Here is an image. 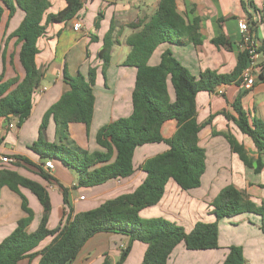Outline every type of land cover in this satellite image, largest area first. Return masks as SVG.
Returning <instances> with one entry per match:
<instances>
[{
  "label": "trees",
  "instance_id": "obj_1",
  "mask_svg": "<svg viewBox=\"0 0 264 264\" xmlns=\"http://www.w3.org/2000/svg\"><path fill=\"white\" fill-rule=\"evenodd\" d=\"M175 1L159 0L156 11L147 21L138 20L128 25L131 29H139L127 39L130 51L122 63V66L136 71L131 91V113L126 118H119L99 128L95 142L103 151L88 153L67 144L69 124L80 123L86 128L90 126L95 101L92 88L96 84V69L90 67L85 78L80 74L70 76L65 65L62 79L69 91L47 110L38 139L29 147L43 162L58 160L64 167L76 171L79 187H96L110 180L133 175L137 148L164 144L167 150L147 158L137 167L145 177L132 193L107 200L85 212L73 214L70 211L65 224L53 231L47 228L51 210L47 191L15 171L0 169V189L6 186L18 194L22 199L21 208L27 214L17 221L14 230L0 242V264H18L23 259L37 255L40 256L38 264H73L84 244L98 233L128 237L127 247L121 252L116 264L124 262L133 242L147 246L141 264H167L173 250L180 244L187 251L218 249V221L242 214L259 216L260 230L264 233V199L256 204L244 191L232 185L223 188L210 204L215 221L197 222L188 233L162 218L142 219L139 216L141 210L155 206L162 200L169 181L185 192L200 187L206 156L205 150L198 145L202 127L196 120V97L199 93H214L222 86H243L240 75L248 66L247 53L241 52L231 73L216 74L206 70L196 78L168 50L161 54L157 65L150 66L148 61L152 53L162 43L201 45L198 20L189 22L178 13ZM64 2L63 9L48 13L51 6L49 0H0V19L7 12L6 26L16 10L23 14L19 25L6 37V42L15 39V44L19 45L18 62L23 72L22 80L18 81L17 77L3 80V75L0 76V118L9 122L15 120L17 128L29 117L32 97L42 78L35 63L39 53V38L45 34L47 25L72 20L82 9L81 0ZM113 31L114 28L110 27L97 54L103 82L106 80L105 72L114 44ZM211 42L216 47L230 48V43L223 37ZM260 51L264 53V39ZM257 78L264 83L263 71ZM168 85L172 89L173 100L169 96ZM243 96L244 93H240L231 104L233 116L223 115L241 135L250 140L261 155L264 154V123L249 117L242 107ZM50 116L56 126L58 143H48L42 138L41 132L46 128ZM170 121L175 123V131L170 137L164 138L161 128ZM219 134L226 139L231 152L238 156L244 166L253 168L256 174L261 172L263 164L260 157L250 159L243 145L232 135ZM2 141L0 137V145ZM12 159L15 161L12 165L18 166L17 162H22L33 166L42 179L50 180L41 166L22 156L14 155ZM20 187L29 190L43 209L40 223L32 233L25 231L33 213L20 194ZM63 202L68 205L67 190L64 188ZM48 237H53L51 243L34 252ZM222 264H244L241 248L229 247Z\"/></svg>",
  "mask_w": 264,
  "mask_h": 264
},
{
  "label": "crops",
  "instance_id": "obj_2",
  "mask_svg": "<svg viewBox=\"0 0 264 264\" xmlns=\"http://www.w3.org/2000/svg\"><path fill=\"white\" fill-rule=\"evenodd\" d=\"M49 1L51 6L48 13H56L65 6L64 0ZM81 1L82 9L76 17L67 22L47 25L45 34L37 42L39 53L35 58V63L42 73V78L33 94L29 117L19 128L15 126V120L11 122L8 120L5 124L7 119L0 118V137L3 140L0 145V158L2 156L11 158L14 155L22 156L33 164L41 166L50 176V180H44L38 175L35 167L22 162H17L18 166L0 162V169L15 171L20 176L38 183L47 191L51 205L47 220V228L50 231L64 225L70 211L73 214L85 212L107 200L132 193L145 177L144 173L137 170V167L147 158L167 150L164 144L137 148L134 159L136 170L133 175L124 179L110 180L96 187H79L77 185L78 174L72 173L71 169L64 167L58 160H50L53 170L47 172L43 168L44 162L29 149L38 139L40 123L47 110L69 91L68 85L62 79L64 65L70 76L80 74L85 78L90 67L96 69V84L92 88L95 101L90 126L86 128L80 123L69 124L67 132L69 146L78 147L88 153L103 151L95 142L99 128L119 118H126L131 113V91L136 71L134 68L122 66V63L130 51L127 39L139 29H131L128 25L138 20L147 21L156 11L159 0ZM263 2L264 0H176L178 13L189 22L193 19L198 20L201 45L176 46L162 43L154 50L148 64L157 65L161 54L168 50L196 78L206 70L216 74L231 73L237 64L238 55L242 52L238 46L240 34L237 21L245 18L255 39L260 44L264 39ZM242 3L246 5L243 6ZM22 17L23 14L20 21ZM6 21L7 12L0 19V34L4 39L16 29L15 27L11 30L9 22L6 26ZM76 22L80 23V29L74 31L72 26ZM110 27L114 28V44L111 48L110 64L105 72L106 80L103 82L101 62L97 54L102 47V39ZM218 37H223L228 41L230 48L213 45L211 41ZM12 43L15 44V39L9 42L10 47H7L6 51L3 49L0 53V76L3 75V80L17 77L18 81H21L23 72L18 62L19 45H16L15 52L10 58ZM261 71L264 73L262 62L255 76L258 77ZM257 77L250 88L234 85L222 86L214 93L197 95L196 120L202 127L198 135V145L205 150L206 156L205 172L201 177V185L197 189L202 186L206 189L190 195V191L193 190L182 191L174 182L169 181L162 200L157 205L140 211L139 216L142 219H169L188 233L197 222L212 223L215 221L210 204L216 197L218 189L228 185L245 191L254 203L260 204L264 199V154L259 155L250 140L241 135L235 125L226 120L223 115L226 113L233 116L231 104L240 93H244L241 100L243 109L249 117L257 118L264 123V83ZM168 92L173 100L170 85H168ZM175 128L173 121L165 123L161 128L162 136L170 137ZM43 133V140L48 143H58L52 116L49 117ZM219 133L232 135L239 144L243 145L250 159L256 160L260 157L263 164L261 172L256 174L253 168L244 166L238 156L231 152L226 139ZM214 187L216 190H212ZM63 188L67 190L68 205L63 202ZM19 192L26 199L27 207L33 213L25 229L26 233H32L40 223L43 209L29 190L20 187ZM81 197H84L83 200H80ZM21 203V197L8 187L3 186L0 189V242L14 230L18 220L27 216L21 208ZM247 222L255 226L257 231L250 230ZM260 224V217L253 214L220 219L218 221V249L187 251L180 244L173 250L167 264H222L227 253L223 252L218 255V252L229 246L220 245L221 225L241 229L245 234L243 242L230 245L242 249L244 264H264V233L260 230ZM52 239L53 237H48L43 240L34 252L42 250L51 243ZM128 242L126 236L98 233L84 244L73 264H103L105 262L116 264ZM146 248L145 244L133 242L122 264H141ZM39 257L37 255L31 259L26 258L18 264H38Z\"/></svg>",
  "mask_w": 264,
  "mask_h": 264
},
{
  "label": "built area",
  "instance_id": "obj_3",
  "mask_svg": "<svg viewBox=\"0 0 264 264\" xmlns=\"http://www.w3.org/2000/svg\"><path fill=\"white\" fill-rule=\"evenodd\" d=\"M262 7H264V2L262 3ZM72 29L74 31L79 30L80 23H74ZM237 29L240 34L238 46L242 52L247 53L248 58V66L242 71L240 78L243 86L250 88L254 85L255 77H257L255 76L257 68H259L261 62L264 63V53L260 51V42L255 39L254 35H252L248 21L245 18L237 21ZM219 93L221 92L219 91ZM10 127H12V125H10ZM0 162L4 164H12L15 161L10 157L2 156ZM43 168L47 172L53 170L52 161H45L43 163ZM80 200H83V198L81 197Z\"/></svg>",
  "mask_w": 264,
  "mask_h": 264
},
{
  "label": "rangeland",
  "instance_id": "obj_4",
  "mask_svg": "<svg viewBox=\"0 0 264 264\" xmlns=\"http://www.w3.org/2000/svg\"><path fill=\"white\" fill-rule=\"evenodd\" d=\"M260 1V0H259ZM21 15H22V13L20 12V11H15V13L13 14V16L8 20L9 21V27H10V29L11 30H13L15 27H17L18 25H19V23H20V18H21ZM5 17H3V19H4ZM11 40H13V39H10V40H8L7 42H6V38L4 39L3 38V35H1L0 34V53H1V51L4 49L5 51H6V48L8 47H10V45H9V42L11 41ZM17 46H16V44H13L12 43V52L10 53V58L13 56V53L15 52V48H16ZM114 59H115V57H114ZM12 60V59H11ZM0 62H1V59H0ZM42 123V122H41ZM40 123V124H41ZM40 130V129H39ZM42 133V135L44 134L43 133V131L41 132ZM72 173H76L77 174V172L76 171H72V170H70ZM75 174V175H76ZM213 173H211V175H212ZM220 183V182H219ZM219 185V184H218ZM226 186H223V187H220L218 190V193L216 194V196L219 194V192L221 191V190H223V188H225ZM80 189H85V188H80ZM204 189H206V187H201L200 189H196V190H193V191H190V195H192L191 193H199V192H203V190ZM212 190H216V188L214 187ZM243 191V190H242ZM245 192V191H244ZM246 193V192H245ZM247 194V193H246ZM83 196H86L85 194H82ZM84 198V197H83ZM203 212H205V211H203ZM164 220H166V219H164ZM188 220H189V218H188ZM167 222H169V223H172V224H175V223H173L172 221H169V219L168 220H166ZM250 222H252L251 220H250ZM250 222H247V225H249L250 227H249V229L250 230H252V231H255L256 230V227L255 226H253V225H251V223ZM176 226H180V225H178V224H175ZM181 227V226H180ZM221 227V232H220V245L222 246V247H225V246H229V247H232V246H230L231 244H237V243H239V242H243V240L245 239V234L243 233V231L241 230V229H238V228H229V227H223L222 225L220 226ZM257 231V230H256ZM258 233V232H257ZM238 246V245H237ZM228 247V248H229ZM228 248L226 249H221V250H219V252H218V255H221L223 252H224V254H226V253H228ZM240 248V247H239ZM225 250V251H224ZM242 250V249H241ZM264 252V251H263ZM242 256H243V252H242ZM244 258V257H243Z\"/></svg>",
  "mask_w": 264,
  "mask_h": 264
},
{
  "label": "water",
  "instance_id": "obj_5",
  "mask_svg": "<svg viewBox=\"0 0 264 264\" xmlns=\"http://www.w3.org/2000/svg\"><path fill=\"white\" fill-rule=\"evenodd\" d=\"M11 117H12V116L10 115L9 118H11ZM7 123H8V120L5 121V124H7Z\"/></svg>",
  "mask_w": 264,
  "mask_h": 264
}]
</instances>
